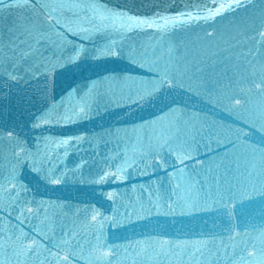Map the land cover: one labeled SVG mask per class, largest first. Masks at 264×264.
Instances as JSON below:
<instances>
[{"label":"snow or ice","instance_id":"obj_1","mask_svg":"<svg viewBox=\"0 0 264 264\" xmlns=\"http://www.w3.org/2000/svg\"><path fill=\"white\" fill-rule=\"evenodd\" d=\"M259 4V16L249 17L239 26L233 25L235 34L224 40L227 47L211 55L189 57L171 43L149 45L144 51L133 49L127 53L132 63L153 73L149 79L123 77L137 85L135 98L129 97L131 103L164 101L180 91L201 93L209 102L215 99L216 103H222L220 90L214 96L209 83L216 82L214 77L225 75L216 72V65L233 57L236 63L232 67L238 75L236 89L231 95L224 92L230 109L240 114L254 92L264 98V0H259ZM256 6V0H201L185 5L190 11L146 16L111 8L101 0H0V87L11 88L42 78L44 87L40 92L47 97L49 84L55 82L62 70L79 66L90 56L124 55L122 41L109 39L107 44L91 51L80 42L91 41L96 34L123 37L149 29L161 34L178 25L204 22L213 29L206 31V37L214 40L219 35L215 27L219 20ZM221 52L226 54L223 60ZM231 86L230 81L227 87ZM96 89V81L68 83L59 102H50L31 116L30 137L22 134L19 126L0 123V160L4 161L0 163V264H81L82 260L86 264H122L121 250L128 253L130 264H264V226L249 231L236 222L234 211L245 200L255 197L264 200V136L254 144L249 142V132L245 129H232V137L225 136L222 141L218 136L215 141L217 144L227 141L232 149L222 159L213 158L206 165L196 157V150L189 143L192 137L182 138L181 126L196 119L206 121L207 117L172 107L174 99L162 115L131 129V136L126 131L125 136L135 143L131 147L126 145L123 159L104 167L93 183L125 181L129 178L128 169L137 164L142 165L141 175L149 170H163L165 177L159 183L132 186L134 192L140 188L147 193L146 202L137 196L136 203L128 205L136 219L216 208L223 210L231 221L224 229L225 237L212 233H201L202 238L195 240L150 236L128 244H109L105 224L115 226L121 222L117 217L119 209L115 207L111 216L92 206L86 208L90 220L87 224L80 223L84 233L75 222L68 227L51 221L48 212L51 202L35 199L31 188L22 180V169L29 167L53 186L62 185L70 171L75 175L66 167L60 171L53 161L67 157L70 150L85 141L86 134L55 137L50 130L88 118L95 110ZM260 120V130L264 132V110ZM244 123L254 127L247 120ZM229 156L233 158L234 171L227 161ZM187 161L206 169L207 174L198 178L200 174L194 175L195 169ZM239 161H243V166ZM169 168L173 171L169 172ZM116 196L115 192L107 193L109 200H115ZM125 214L130 215L127 208ZM73 215L79 217L80 210Z\"/></svg>","mask_w":264,"mask_h":264},{"label":"water","instance_id":"obj_2","mask_svg":"<svg viewBox=\"0 0 264 264\" xmlns=\"http://www.w3.org/2000/svg\"><path fill=\"white\" fill-rule=\"evenodd\" d=\"M111 8L129 10L133 14L152 16L155 13L162 15H175L178 11L191 10L185 9V5H193L201 0H101ZM256 7L249 8L247 12L239 10L234 16L229 15L225 19L219 20L215 25L219 35L212 40L206 37L205 33L212 32L209 24L204 22L178 25L175 29L167 33L157 34L154 30H145L127 33L123 37L112 34L99 33L93 36L91 41H80L90 51L95 47L103 46L109 39L122 41L124 55L116 57H89L83 59L79 66H72L67 70L58 73L54 83L49 84L47 97L40 92L44 87V81H31L27 84H20L11 88L0 87V123L4 125H15L22 129V134L27 133L29 137L32 133L29 130L31 116L41 108L46 107L50 102H59L64 95L67 84L75 81L78 84L97 82V99L95 110L88 117L78 120L66 126L51 128V133L55 137L85 135V141L79 143L78 147L70 150L67 157L62 160H55L53 163L63 171L66 167L70 171L66 181L59 186L47 184L43 178L29 167L22 169V180L31 188L37 201L45 200L51 202L48 208L49 217L56 225L72 226L73 222L80 228L81 233L85 232L80 227L81 221L88 223L90 217L87 216L85 209L89 206L100 209L106 215L113 214V208H118V219L121 222L117 225L105 224V234L109 244H128L135 240H144L147 237L169 238L172 240H195L201 239V233L205 235L212 233L225 237V228L229 227L230 218L224 215L223 210L212 208L208 211L196 210L185 215H156L153 214L147 219H136L129 204L136 203V197L146 202L147 193L137 188L134 192L133 185H151L154 181L159 183L165 177L163 170L155 172L149 170L141 175L142 165H134L128 169L129 178L125 181L111 180L99 184L93 183V179L106 166L123 159L125 146L131 147L135 143L130 130L139 125L155 119L167 111V105L175 103L172 107H178L187 113L199 114L203 119L190 121L187 125L181 126V136H190L189 143L196 150V157L205 161L206 165L213 158L219 160L224 157V153L232 149L231 144L224 141L217 144V137L223 141L225 136L232 137V129L243 128L249 132V142L258 144L264 132L260 130V113L264 110V98L256 95L255 92L245 103L244 110L237 114L230 109L227 100L224 99V92L229 95L236 89L235 82L238 75L232 65L236 63L235 58L226 60L222 64L216 65V72H223L225 75L214 77L216 82L209 83V88L214 96L219 91V98L222 103H216L213 99L209 102L208 97L201 93L180 91L172 97L160 101L154 99L151 103L144 102L133 104L129 97H133L137 85L131 81H125L123 77L131 76L138 79H149L153 73L148 69H141L137 64L131 62L127 53L135 49L136 52L144 51L149 45H166L171 43L178 49L187 53L189 57H203L205 54L211 55L212 52L220 48L227 47L224 40L230 34H235L236 29L233 25L239 26L245 19L260 14L259 0H256ZM10 19V17H8ZM233 52L237 50L233 49ZM226 54L221 52L220 58L224 59ZM240 63H244L240 61ZM247 75L248 73H244ZM109 77H117L115 80ZM232 86L229 88V82ZM187 120L188 117H185ZM248 121V126L244 121ZM38 134V133H37ZM208 144L209 147H205ZM226 145V146H225ZM119 154L117 159L112 157ZM232 157L227 161L235 170V165L231 163ZM83 161V163H81ZM171 162V158H169ZM243 166V161H239ZM0 163L4 161L0 160ZM147 163V161H145ZM195 169L194 175L199 173L198 178L207 174L206 169L195 165L193 161H187ZM80 165L79 168L77 166ZM169 172L173 169L169 168ZM167 187V185H164ZM115 192V200H109L107 193ZM58 205L60 207H58ZM130 214L126 216L125 209ZM79 209L80 216L73 213ZM235 220L249 231L254 228L264 226V200L255 197L252 200H245L243 205H238L234 210ZM66 214V215H65ZM87 217V218H86ZM12 219L11 217H9ZM16 221L13 219V223ZM23 227L28 230L27 224ZM92 234H88V239ZM87 255V252L85 253ZM128 253L121 250L122 264H130L127 260ZM86 264V261H81Z\"/></svg>","mask_w":264,"mask_h":264}]
</instances>
